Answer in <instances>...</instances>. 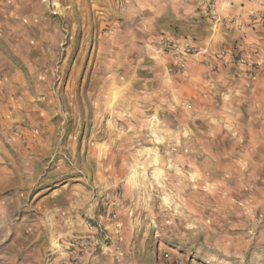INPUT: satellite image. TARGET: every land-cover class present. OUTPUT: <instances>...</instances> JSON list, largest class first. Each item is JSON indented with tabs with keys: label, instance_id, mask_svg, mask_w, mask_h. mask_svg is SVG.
<instances>
[{
	"label": "rangeland",
	"instance_id": "obj_1",
	"mask_svg": "<svg viewBox=\"0 0 264 264\" xmlns=\"http://www.w3.org/2000/svg\"><path fill=\"white\" fill-rule=\"evenodd\" d=\"M185 1L0 0L12 264H264V0Z\"/></svg>",
	"mask_w": 264,
	"mask_h": 264
},
{
	"label": "crops",
	"instance_id": "obj_2",
	"mask_svg": "<svg viewBox=\"0 0 264 264\" xmlns=\"http://www.w3.org/2000/svg\"><path fill=\"white\" fill-rule=\"evenodd\" d=\"M183 3H186V1L185 0H170V8L173 10H180L182 8L185 9L186 7H183ZM12 258H13L12 243H10L9 241V243H4L3 246H0V264H12L11 263ZM170 259L179 261L180 264H211V263H205L198 259L189 258L188 256H185L184 254L179 253V252H174L172 255H170ZM97 261H98L97 259L89 257V258H83L77 261L75 259L74 263L69 262V264H102L100 260L98 261V263ZM163 261L164 260H162V262ZM14 262H16V260Z\"/></svg>",
	"mask_w": 264,
	"mask_h": 264
},
{
	"label": "built area",
	"instance_id": "obj_3",
	"mask_svg": "<svg viewBox=\"0 0 264 264\" xmlns=\"http://www.w3.org/2000/svg\"><path fill=\"white\" fill-rule=\"evenodd\" d=\"M169 264H179V263H174V262H173V263H169Z\"/></svg>",
	"mask_w": 264,
	"mask_h": 264
}]
</instances>
